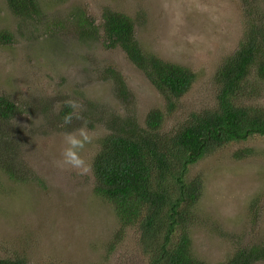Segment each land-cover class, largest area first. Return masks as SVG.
Returning <instances> with one entry per match:
<instances>
[{"label": "rangeland", "instance_id": "obj_1", "mask_svg": "<svg viewBox=\"0 0 264 264\" xmlns=\"http://www.w3.org/2000/svg\"><path fill=\"white\" fill-rule=\"evenodd\" d=\"M37 1L39 14L23 19L0 0V31L11 37L0 43V95L17 105L8 126L22 140L18 145L9 133L0 139V148L8 149L0 151V164L7 161L26 178L14 182L0 167V257L18 255L29 264H146L133 229L110 248L118 223L110 203L94 192L92 159L107 132L98 116L134 114L142 123L150 109L165 111V102L119 47L105 46L102 14L128 15L143 50L194 73L189 90L165 114L162 131L215 105V71L249 24L264 22V0ZM82 14L95 22L96 37L78 32ZM108 67L123 77L129 102L104 78ZM257 90L241 104L264 108V81ZM68 100L81 106L83 120L75 119ZM66 114L71 124H63ZM84 120L95 139L80 153L91 171L80 175L62 164V150L65 133ZM4 125L0 121V132ZM188 175L199 183L186 227L193 256L216 264L240 245L264 242L263 134L205 154Z\"/></svg>", "mask_w": 264, "mask_h": 264}, {"label": "trees", "instance_id": "obj_2", "mask_svg": "<svg viewBox=\"0 0 264 264\" xmlns=\"http://www.w3.org/2000/svg\"><path fill=\"white\" fill-rule=\"evenodd\" d=\"M5 2L15 16L23 19L40 12L37 0ZM256 22L249 24L236 49L215 71V105L192 111L177 126L161 131L165 114L174 111L175 102L189 90L194 73L143 50L128 15L111 11L102 14L105 46L119 47L144 72L165 102V111L150 109L142 123L134 114L120 117L114 113L103 119L98 116L107 132L92 159L93 189L110 203L118 223L110 248L133 229L137 251L146 264H208L191 251L186 227L191 222L199 183L194 177L189 178L188 172L190 165L205 154L255 133L264 135V108L241 104L243 99L251 101L258 94L259 83L264 81V22L262 18ZM78 32L86 37L98 35L95 22L83 14L78 18ZM10 40L9 32L0 31V43ZM104 78H111L122 102H129L125 82L117 71L106 68ZM16 111L15 102L0 95V121L5 123L0 139L9 133L19 145L20 132L8 126ZM5 150L8 149L0 148L2 153ZM0 167L14 182L26 179L5 160ZM261 259L264 242L240 245L216 264H254ZM0 264L29 262L15 255L0 257Z\"/></svg>", "mask_w": 264, "mask_h": 264}, {"label": "clouds", "instance_id": "obj_3", "mask_svg": "<svg viewBox=\"0 0 264 264\" xmlns=\"http://www.w3.org/2000/svg\"><path fill=\"white\" fill-rule=\"evenodd\" d=\"M67 106L75 112V119L83 120L77 109L81 106L74 100L65 102ZM73 120L72 114H66L63 117V124H71ZM87 121L84 120L81 127L73 132H67L64 135L65 147L62 150V164L68 166L71 170L77 171L80 175H86L91 171V165L81 156V151L86 145L91 144L95 136L87 129Z\"/></svg>", "mask_w": 264, "mask_h": 264}]
</instances>
